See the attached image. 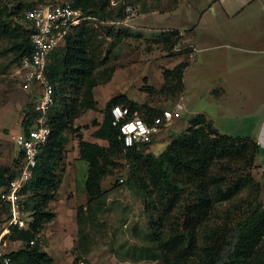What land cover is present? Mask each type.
<instances>
[{
    "label": "trees",
    "instance_id": "trees-1",
    "mask_svg": "<svg viewBox=\"0 0 264 264\" xmlns=\"http://www.w3.org/2000/svg\"><path fill=\"white\" fill-rule=\"evenodd\" d=\"M69 2L82 14L102 20L122 21L126 16L123 6L114 8L109 0ZM29 6L33 5L27 4L25 8ZM23 7L18 5L20 10ZM10 17L9 12L0 10V38L13 40L10 50L19 63L22 57L32 54L31 28L22 23V14L15 23L7 22ZM96 30L85 25L68 33L64 43L54 49L48 59L46 76L54 89L48 110L51 132L39 150L32 178L21 190L24 211L29 210L31 214L28 227L13 226L7 237L26 243L10 252L15 264L51 263L48 254L40 252L37 246H29V242L40 233L43 223L54 217V212L48 208L61 182L57 169L68 140L65 132L67 129L76 131L73 121L96 108L94 87L109 82L115 68L104 69L102 79L93 72L107 64L114 43L133 33L128 28L104 27L100 36ZM178 34L179 29L174 28L158 35L173 45ZM104 36L112 40L107 47ZM187 67L188 62L180 61L164 68L160 90L149 86L147 92L166 96L182 93ZM117 105L137 110L147 121L160 113L123 93L106 101L100 121L93 120L96 128L92 136L105 143L86 141L79 136L78 157L87 165L84 173L87 203L76 209L78 247H84L88 241L86 224L97 222L100 225L98 220L107 194L103 178L113 176L114 170L126 168L125 182L135 188L146 206L145 213L148 212L145 243L131 245L127 250L129 258L161 261L162 264H264V203L259 199L260 184L250 173L258 149L254 140L247 135L221 134L211 119L199 112L188 120L183 133L172 132L169 142L156 155L151 152V143L141 147L123 146L120 128L112 125L110 114L111 108ZM38 114L34 107H29L21 122L24 132L32 128ZM16 173L15 169L0 168V192L7 188ZM116 184L121 185L118 181ZM244 188L247 189L245 196L239 197ZM154 196L166 201L167 207L162 212L153 208L155 213L149 211L152 207L149 200ZM224 203L228 207L219 214L216 208ZM0 208L9 215V205L1 199ZM89 249V246L84 247V253Z\"/></svg>",
    "mask_w": 264,
    "mask_h": 264
},
{
    "label": "rangeland",
    "instance_id": "rangeland-1",
    "mask_svg": "<svg viewBox=\"0 0 264 264\" xmlns=\"http://www.w3.org/2000/svg\"><path fill=\"white\" fill-rule=\"evenodd\" d=\"M109 1L110 6L114 8L123 6L126 16L122 20H125L126 24L89 19L86 25L95 27L100 36H103L104 27H112L115 30L128 28L133 33L114 43L107 64L96 68L93 72L102 79L105 75L104 69L107 71L111 67L115 68L111 80L95 88L96 108L91 110L89 116L86 114L88 110L81 115L83 119L77 123L79 126L74 127L76 119L73 121L72 126L77 129L76 131L67 129L65 132L68 140L61 166L57 169L61 182L48 208L54 212V217L44 222L40 229V234L46 240V245L40 252L48 254L51 258L50 264H162L161 261H134L127 254L131 245L145 243L143 235L147 232L148 212L145 213L146 206L135 188L125 182L126 168L114 170L113 176L103 178L102 185L107 194L106 204L98 220L100 225H97V222L94 225L86 224L88 241L84 247L89 246L88 253H84V247H78L75 216L76 209L87 203L84 191V172L87 165L77 161L74 168L76 178L72 175L73 168L71 170L70 166L76 160L74 157L78 149L79 136L87 139L92 135L91 132L96 128L93 120L97 122L98 118L102 117L101 112L106 101L126 93L131 100L139 104L147 103L159 112L161 107H173L182 99L181 102L185 106L184 111L180 112L182 127H176L177 123H175L173 125L175 134L185 131L191 117L200 111H206L211 115L210 119L219 132L230 136L251 135L250 130H247L250 127L240 124L242 120L239 116L234 117L233 113L240 105L248 110L252 109L250 112L260 113V105L263 104L261 101L255 102L254 99L244 100L251 94L243 97L242 100V93L236 91L234 85L239 81L247 86L245 89H248L253 87L248 86L249 81L256 79L261 82L259 86L264 87V52L251 53L254 52L252 49H264V0H244V3L241 0H226L234 6L233 11L230 10V18L225 14L222 17H215L211 9H208L203 16V9L210 0ZM40 2L47 0H0V10L10 13L8 23H15V19H20V14L27 4L34 5ZM241 3L244 5L242 6ZM19 4L24 6L21 10L18 8ZM218 19L221 27L215 29ZM168 26L181 28L173 45L171 41L158 35L168 29ZM103 41L106 47L112 43V40L106 36ZM12 42L13 40L0 38V168L17 171L20 167L17 161L19 162L21 155L15 137L23 132L21 122L29 107L35 106L37 97L31 95L30 90L20 80L17 72L18 61L13 59L15 53L10 50ZM211 43H219L223 46L209 49ZM238 46L240 48H236ZM180 61L188 62L184 73V91L175 96H166L158 92L150 95L146 87L160 90L163 69L173 67ZM254 61L259 66H255ZM218 79L224 81L231 91L230 94L225 95L227 98L224 103L228 112L219 110L218 105L222 107L223 102L218 103V96L209 93V85L219 82ZM260 87L257 89L253 87L256 90L252 94H255V98L262 96L263 99ZM243 108L242 113H244ZM253 119L258 121V126L262 124L260 120L264 121L263 118L258 119L257 115ZM168 142L169 140L163 139L159 143H153L151 152L159 154ZM255 161L257 165L264 166V156L260 155V151L256 154ZM257 165L252 167L250 173L260 184L259 199L264 203V172H258ZM120 178L124 179V183L115 185V181ZM246 191L247 189L244 188L238 196L244 197ZM149 202L152 205L149 208L151 213H155L153 210L162 212L167 207L166 201L159 200L157 196L151 197ZM227 207V203H224L216 209L221 214ZM172 212L175 213L176 209ZM23 215L30 221L29 210L24 211ZM8 217L9 215L0 208V232L5 227ZM7 241L8 244L4 245L7 252L26 244L23 241H11L9 238Z\"/></svg>",
    "mask_w": 264,
    "mask_h": 264
},
{
    "label": "built area",
    "instance_id": "built-area-1",
    "mask_svg": "<svg viewBox=\"0 0 264 264\" xmlns=\"http://www.w3.org/2000/svg\"><path fill=\"white\" fill-rule=\"evenodd\" d=\"M22 23L31 28L29 41L32 54L22 57L18 63L17 72L20 80L31 95L37 97L34 106L39 114L28 131L20 132L15 137V143L20 149V167L9 182L7 188L1 190L0 199L9 205V218L0 232V264H15L14 260L4 249L8 244L10 229L28 227L29 220L24 214V203L21 190L24 184L32 178L33 169L37 167V156L51 132L48 126V110L53 102L54 89L46 76L48 59L54 49L64 43L67 34L80 29L89 19L100 20L96 17L82 14L79 8H74L69 0L40 2L25 8L22 12ZM102 21V20H101ZM126 24L125 20L112 22ZM183 107L176 102L173 107L161 108L160 113L147 121L137 110L131 111L129 106H113L110 110L112 125L120 128V138L125 147L152 143L161 133L163 127L174 118L180 116ZM258 172H264V166H258ZM118 182H124L120 178ZM19 241V240H17ZM46 245L44 237L38 233L31 239L29 246H37L42 251Z\"/></svg>",
    "mask_w": 264,
    "mask_h": 264
},
{
    "label": "crops",
    "instance_id": "crops-1",
    "mask_svg": "<svg viewBox=\"0 0 264 264\" xmlns=\"http://www.w3.org/2000/svg\"><path fill=\"white\" fill-rule=\"evenodd\" d=\"M243 3H244V0H241ZM243 3H241L242 4V6L244 5ZM233 5V3H231V2H229V1H226V0H210L208 3H207V5H206V7H204V9H203V16L204 15H206V13H207V10L208 9H211V11L212 12H214V16L215 17H222L223 16V14H225L228 18H230L231 17V12H230V10L231 11H233V7L234 6H232ZM230 7H231V9H230ZM218 8H220V9H218ZM240 8V7H239ZM217 25H216V27H215V29H217L218 27H221V22H220V20L218 19V21H217ZM190 27V26H189ZM188 27V28H189ZM168 29L170 28V29H181L180 27H177V26H168L167 27ZM209 36V35H208ZM207 36V37H208ZM232 45H234L235 46V44H232ZM222 47L223 45L222 44H217V43H211V44H209V46H208V48L210 49L211 47L212 48H215V47ZM234 48V47H233ZM236 48H240L239 46L238 47H236ZM252 50H254V52H251V53H255V54H259V53H262V52H264V49H252ZM255 62V61H254ZM255 66H259L256 62H255ZM233 72H234V70H233ZM115 73V72H114ZM114 73H113V75H114ZM113 75H112V77H113ZM219 80V79H218ZM225 80V79H224ZM260 83L261 82H258L256 79H255V81L252 79V80H250L249 81V83H248V86L250 87V86H253V87H255L256 89L258 88V87H260L259 85H260ZM184 85H185V83H184ZM98 86V85H97ZM235 89H236V91H238V92H241L242 93V97H241V99L243 100V97H246L248 94H251V96H249V97H247V98H245L244 100H251V99H254L255 100V102H257V101H261L263 104H261L260 106H261V111H260V113H258L257 111L254 113V112H250V110H252V109H246L245 107L243 108V106H239L238 107V109H236L235 111H234V117H236V116H239V118H241V120H242V122L240 123V124H242V125H245V126H247L248 128L250 127V129H247V130H250V132H251V135H248L250 138H252L253 140H254V142L257 144V146H258V149L259 150H257V153H258V151H260V155L263 157L264 156V121L263 120H260V123H262L260 126H258V121H255L254 119H253V117L255 118L256 117V115L258 116V119L259 118H263L264 119V114H262V113H264V98L263 99H261L262 98V96H261V98H259V97H257V98H255V94H252L256 89L255 88H253V87H250V88H248V89H245V87H247V86H245L242 82H239V81H236L235 82ZM263 86V85H262ZM96 87H94V89H95ZM260 90H261V92L262 93H260V94H262L263 96H264V87H260ZM235 91V92H236ZM209 93L213 96V95H217L218 97H217V102L219 103H221V101L223 102V104H222V107H221V105H218V107H219V110H222V111H225V112H228V108L226 107V104L224 103L225 102V100H226V98L227 97H225V95L226 94H230L231 93V91L229 90V88L228 87H226V85H225V83H224V81H220L219 80V82H213L212 84H210L209 85ZM211 96V97H212ZM181 101H182V99H181ZM180 101V104L182 105V107H183V111H184V109H185V106L183 105V103ZM211 106H213V105H211ZM223 106H225V107H223ZM251 106H253V105H251ZM168 107V106H167ZM166 106L165 107H163V108H167ZM103 108V107H102ZM101 108V109H102ZM162 108V107H161ZM242 108L244 109V113H242ZM213 109H214V106H213ZM212 109V110H213ZM253 109H255L254 108V106H253ZM91 110H93V109H90V110H88L87 112L88 113H86L88 116H89V114H90V112H91ZM200 112H202V113H204L209 119L211 118V115L209 114V113H207L206 111H200ZM199 114V113H198ZM243 114V115H242ZM101 115H102V112H101ZM182 115H183V113H182ZM84 118H85V116H84ZM181 117L180 116H178V117H174L168 124H167V126H165V127H163V129H162V131H161V133H159L158 134V136L157 137H155V139L153 140V142L151 143V146H152V144L153 143H155V142H161L163 139H167V140H170V134L172 133V132H174L173 130H174V128H173V125L175 124V123H177V125H176V127L178 126V127H182V125H180V119ZM77 119H79L78 121H77ZM76 120H75V126L74 127H77V126H79L77 123L79 122V121H81L83 118H82V116H80V118H77ZM100 119H101V116H100V118H98V120L97 121H100ZM187 125V124H186ZM187 127V126H186ZM185 127V128H186ZM184 128V129H185ZM85 139V138H84ZM86 141L87 140H89V141H91V142H96V143H101V144H103V140L102 139H98V138H94L92 135L90 136L89 135V138H87V139H85ZM256 153V154H257ZM74 159H76V160H74L71 164H73L72 166H70V168H71V170H72V168H73V176H74V178H76L75 177V172H74V168H75V166H76V163H77V161H80L79 160V157H78V149H76V155H75V157H74ZM255 161V160H254ZM82 162V161H81ZM84 163V162H83ZM85 164V163H84ZM255 164L257 165V163H256V161H255ZM257 166H260V165H257ZM86 170H87V168H86ZM85 173V172H84ZM14 242H16V241H14Z\"/></svg>",
    "mask_w": 264,
    "mask_h": 264
},
{
    "label": "clouds",
    "instance_id": "clouds-1",
    "mask_svg": "<svg viewBox=\"0 0 264 264\" xmlns=\"http://www.w3.org/2000/svg\"><path fill=\"white\" fill-rule=\"evenodd\" d=\"M24 132V131H23ZM18 148V147H17Z\"/></svg>",
    "mask_w": 264,
    "mask_h": 264
}]
</instances>
